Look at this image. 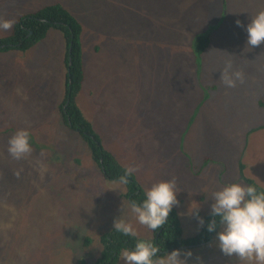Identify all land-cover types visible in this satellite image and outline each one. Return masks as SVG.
<instances>
[{
  "label": "rangeland",
  "instance_id": "rangeland-1",
  "mask_svg": "<svg viewBox=\"0 0 264 264\" xmlns=\"http://www.w3.org/2000/svg\"><path fill=\"white\" fill-rule=\"evenodd\" d=\"M54 2L82 25L76 104L103 146L136 167L144 191L175 180L187 201L177 205L181 224L185 209L201 214L225 183H245L242 173L264 187V43L248 46L235 23L247 25L264 0H0V20ZM211 28L198 58L193 38ZM65 58L55 28L26 50L0 52V264H91L99 235L118 217L136 236H152L132 213L126 185L105 181L88 144L63 123ZM227 63L243 73L231 88L221 79ZM21 128L32 151L17 160L8 141ZM187 250L188 264H250L220 249H183L182 258Z\"/></svg>",
  "mask_w": 264,
  "mask_h": 264
},
{
  "label": "clouds",
  "instance_id": "clouds-1",
  "mask_svg": "<svg viewBox=\"0 0 264 264\" xmlns=\"http://www.w3.org/2000/svg\"><path fill=\"white\" fill-rule=\"evenodd\" d=\"M13 23L12 20H0V30L11 29ZM235 23L245 28L248 46L264 43V10L253 15L247 25L239 19ZM231 68V64L227 63L221 76L229 88L235 87L238 81L243 82V73L232 71ZM31 151L30 131L27 128L17 129L8 141L9 154L19 160ZM135 171L136 167L129 166L116 182L127 185ZM144 196L139 203L131 202V211L140 224L155 233L165 224L173 206L179 203L176 182L174 179L155 182L145 191ZM211 200L212 219L206 227L207 231L215 232L220 251L250 264H264V190H258L253 184L233 181L213 191ZM199 223L204 224L203 218H200ZM113 229L124 236L136 235L133 226L119 217L114 221ZM192 247L195 246L185 249ZM160 253L161 248L153 240L138 239L134 247L123 251L122 259L125 264H188L187 257L192 256L191 250H187L183 251L182 258L181 249Z\"/></svg>",
  "mask_w": 264,
  "mask_h": 264
},
{
  "label": "trees",
  "instance_id": "trees-1",
  "mask_svg": "<svg viewBox=\"0 0 264 264\" xmlns=\"http://www.w3.org/2000/svg\"><path fill=\"white\" fill-rule=\"evenodd\" d=\"M51 28L58 29L63 33L66 46L65 96L58 107L63 123L76 131L88 144L92 157L103 174V178L108 181H118L127 167H124L113 153L103 146L100 137L94 131L91 123L84 117L78 104H76V97L84 80V65L81 39L82 25L73 13L61 3L54 2L21 15L13 23L10 34L0 37V52L12 49L26 50L45 38ZM211 31L212 28L199 33L193 38L192 46L196 50L195 53L198 58L210 43ZM240 169L242 172V166H240ZM242 177L245 184H253L258 190H264V187L253 179L245 177L243 173ZM126 188L125 197L130 202L139 203L145 198V191L136 181L134 174L129 177ZM211 219L210 215L206 216V223L203 228L197 234L185 237L178 213L173 206L165 224L155 233L151 230L152 236L150 238H142L136 235L124 236L112 228L99 235V255L91 264H117L121 253L126 248L134 247L138 239L153 240L161 248L160 254L171 252L174 249L183 250L189 245H204L213 233L207 231L206 227ZM90 242L91 238L85 237L84 245L87 246ZM81 264L86 263L81 260Z\"/></svg>",
  "mask_w": 264,
  "mask_h": 264
},
{
  "label": "crops",
  "instance_id": "crops-1",
  "mask_svg": "<svg viewBox=\"0 0 264 264\" xmlns=\"http://www.w3.org/2000/svg\"><path fill=\"white\" fill-rule=\"evenodd\" d=\"M105 180V179H104ZM107 181V180H105ZM108 182V181H107ZM109 183V182H108ZM177 200L182 203H186L187 201L181 199L179 197V195H177ZM194 204V203H193ZM178 204L174 205L177 213H178V207H177ZM200 208V207H199ZM182 209V208H180ZM185 209V207L183 208ZM194 207L192 208V211H194ZM187 212V210L185 209V212H186V215L189 216L190 218L187 219V220H183L181 226H182V232H183V235H192V234H196L199 232V230L202 228V225L199 223V220L200 218H205L204 214L206 215L207 213L209 214L210 213V203L208 202L207 205H206V209H200V213L201 214H198L197 211H196V215L195 216H192L191 215V212ZM179 216V214H178ZM180 219V217H179ZM181 223V221H180ZM184 224L187 226L185 227ZM190 224H193V226H191ZM188 249H193V250H196V251H202L205 255H208V251H211L210 254L214 253L215 251H218L219 248L217 246V242H216V239H215V232L212 233V236L209 238V240L206 242V244H201L199 246H195V247H192V248H188ZM204 262V261H203ZM204 263H207V262H204Z\"/></svg>",
  "mask_w": 264,
  "mask_h": 264
},
{
  "label": "water",
  "instance_id": "water-1",
  "mask_svg": "<svg viewBox=\"0 0 264 264\" xmlns=\"http://www.w3.org/2000/svg\"><path fill=\"white\" fill-rule=\"evenodd\" d=\"M192 245H189L188 247H191Z\"/></svg>",
  "mask_w": 264,
  "mask_h": 264
}]
</instances>
